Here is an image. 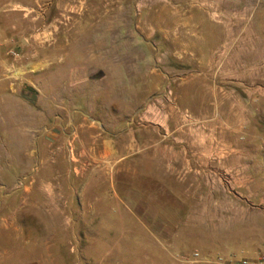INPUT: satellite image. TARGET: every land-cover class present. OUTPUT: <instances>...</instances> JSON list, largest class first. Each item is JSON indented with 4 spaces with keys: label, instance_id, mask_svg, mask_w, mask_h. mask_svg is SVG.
<instances>
[{
    "label": "rangeland",
    "instance_id": "1",
    "mask_svg": "<svg viewBox=\"0 0 264 264\" xmlns=\"http://www.w3.org/2000/svg\"><path fill=\"white\" fill-rule=\"evenodd\" d=\"M13 64L20 79L0 81V186L13 194L0 220L41 240L60 222L59 264L75 262L70 248L79 264L264 257L260 0H0V68Z\"/></svg>",
    "mask_w": 264,
    "mask_h": 264
},
{
    "label": "crops",
    "instance_id": "2",
    "mask_svg": "<svg viewBox=\"0 0 264 264\" xmlns=\"http://www.w3.org/2000/svg\"><path fill=\"white\" fill-rule=\"evenodd\" d=\"M201 3L210 5L213 3H217V0H201ZM102 148V155L100 156L101 161H109L104 162L105 167H107L111 171L116 170V168L119 166L120 159H118L117 151H115L112 146V141L104 140ZM91 150L94 153V147H92ZM29 157L30 153L27 152L28 162ZM92 157H94V154H92ZM10 172H13V168L10 170ZM97 182L98 180H96L95 177H92L90 179L89 184L90 186H92V188H88L89 192H91L92 190L94 191L95 187L97 188ZM110 182L111 185H113L111 187H114V180L110 179ZM8 189L9 184L0 186V195H13L12 193L8 192ZM48 192L49 195L56 196L55 190L49 189ZM125 195L134 197H136L137 195L140 196L134 189H128L125 192ZM97 201L98 198L96 202L89 205V207L87 208L88 212H99L102 210V207H100V203H98ZM138 201L141 202V200ZM79 206L81 205L78 204V209ZM126 206L132 214L137 211V207H134L135 204L133 205L130 203H126ZM53 210L57 212V207H54ZM134 216L137 217L136 214H134ZM29 224L30 222L28 221L7 219L0 220V264H59L58 261L60 258V249L64 244V238L61 235H58L61 234L60 230L62 228V224L58 221H53L51 225H49L48 223L46 227L54 228V230L50 231L51 235L48 238L43 237L42 240L38 239L37 237H32V232L29 230ZM57 228H59L58 231ZM69 254L72 257L74 255L75 258V262H71L70 264H79L78 251L70 248Z\"/></svg>",
    "mask_w": 264,
    "mask_h": 264
},
{
    "label": "built area",
    "instance_id": "3",
    "mask_svg": "<svg viewBox=\"0 0 264 264\" xmlns=\"http://www.w3.org/2000/svg\"><path fill=\"white\" fill-rule=\"evenodd\" d=\"M260 4L264 6V0H260ZM11 58L14 60V62L18 61L19 59V53L12 49L8 53ZM18 73L14 70V64L11 65L10 68H8L7 71H3L0 68V81L8 80L12 85L16 83V80H19L20 77L17 76ZM199 255H197L198 257ZM225 264H264V257H259L257 260H252V259H240V260H230L226 261Z\"/></svg>",
    "mask_w": 264,
    "mask_h": 264
}]
</instances>
